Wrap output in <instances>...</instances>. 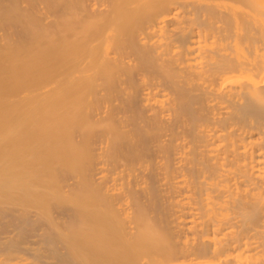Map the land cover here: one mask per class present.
Returning <instances> with one entry per match:
<instances>
[{
    "label": "bare ground",
    "instance_id": "1",
    "mask_svg": "<svg viewBox=\"0 0 264 264\" xmlns=\"http://www.w3.org/2000/svg\"><path fill=\"white\" fill-rule=\"evenodd\" d=\"M0 15L9 43L79 51L15 99L45 109L72 85L43 147L69 118L75 151L40 175L24 151L2 158L0 264H264V0H0Z\"/></svg>",
    "mask_w": 264,
    "mask_h": 264
},
{
    "label": "rangeland",
    "instance_id": "2",
    "mask_svg": "<svg viewBox=\"0 0 264 264\" xmlns=\"http://www.w3.org/2000/svg\"><path fill=\"white\" fill-rule=\"evenodd\" d=\"M121 4L117 6L121 7ZM118 7L116 10H118ZM2 19L3 18L0 15V30L3 29L2 27H4L3 22H1ZM132 19L133 18L128 17L127 14L126 20L127 23L129 22L128 24L133 23L134 19ZM109 24L110 20L105 18L103 26H108ZM1 35L4 39L1 37ZM66 37L58 40V36H51V38L54 40L53 42L57 45L62 44ZM38 40L39 39H37L35 42H39V44H41L42 40ZM0 41V162L2 161L4 155L8 154V152H12L14 155H17L18 153H23L24 151L28 153H23L26 154L25 156L27 159L26 157L25 159L27 161L25 160L24 163L20 161L15 164L18 166H24L22 168H29L33 165L34 170L37 171H34V173H38L39 175L40 172H43L44 167L42 166H53L54 162L56 164L58 162L61 165H65L63 168L68 166L61 154L63 151H65L66 154H71L75 151V148H73L72 151L71 147H67L66 144L62 143V139L66 138L64 137L65 130L70 127L71 119L68 118L62 125L64 130L62 128H59L60 131L57 130V134L60 135L58 141H60L61 144H55L51 146V148L48 146L49 148L47 147L45 149L43 147V136L47 129V122L55 114L54 107L58 105V103L68 105V102L72 101L76 97L71 92L75 88L72 85H68L67 83L65 85V83H63V90H61L66 91L67 93L63 94L61 91L60 95H56L58 93L55 94L56 96L52 95L49 98L48 104H54L51 106L48 105V107L45 109L40 106L39 103L41 102L33 101L32 103L28 104L15 99L17 95L22 93L29 94L45 84L46 81L54 79V76L59 75V73H64L65 70L68 71L71 68V64L75 62L72 61V58L76 56L79 51L77 49L75 50V48L71 46L64 48L57 47L56 50L59 52L50 49L46 51V54H44L36 47L31 48L32 46L28 41L9 43L7 41L6 34L2 32L0 33ZM47 60L53 61L54 64L48 69L42 68V63ZM42 101L45 100L42 99ZM40 143H42V145ZM36 145H39V147ZM59 145L62 148L59 147ZM41 148H44L45 151ZM57 151L61 153L57 154ZM51 161L53 163H51ZM1 163L0 166L3 168V164ZM129 247L138 249L135 241H132ZM109 254L111 255V253Z\"/></svg>",
    "mask_w": 264,
    "mask_h": 264
}]
</instances>
